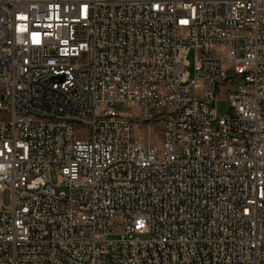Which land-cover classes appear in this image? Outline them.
<instances>
[{
	"label": "built area",
	"instance_id": "2783aa9c",
	"mask_svg": "<svg viewBox=\"0 0 264 264\" xmlns=\"http://www.w3.org/2000/svg\"><path fill=\"white\" fill-rule=\"evenodd\" d=\"M6 191L0 264H264V0H0Z\"/></svg>",
	"mask_w": 264,
	"mask_h": 264
},
{
	"label": "rangeland",
	"instance_id": "374dc122",
	"mask_svg": "<svg viewBox=\"0 0 264 264\" xmlns=\"http://www.w3.org/2000/svg\"><path fill=\"white\" fill-rule=\"evenodd\" d=\"M189 61H190V64L188 67V71L190 72L191 76L193 77L194 76V66H195V54H194V52H191V54L189 55ZM217 110H218V114L221 116H225V115L233 112V109L231 107V101L229 100V96L225 94L224 90L219 95ZM77 127H78L77 131H79L80 134L82 132H87L90 129L89 125H87V124H81ZM144 130L146 132H148L147 128H144ZM154 130L159 132V134H160L161 130H162L161 125H159V124L155 125ZM51 177H52L53 184L57 185V190L60 191L61 187L58 185L59 184L58 174L55 170H53L51 172ZM9 203H10V192L6 191L4 200H2V198H0V206L8 205Z\"/></svg>",
	"mask_w": 264,
	"mask_h": 264
}]
</instances>
